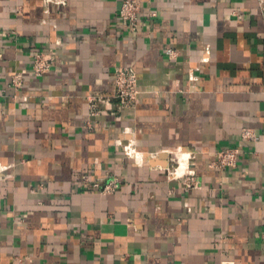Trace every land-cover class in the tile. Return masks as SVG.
<instances>
[{
  "label": "crops",
  "instance_id": "crops-1",
  "mask_svg": "<svg viewBox=\"0 0 264 264\" xmlns=\"http://www.w3.org/2000/svg\"><path fill=\"white\" fill-rule=\"evenodd\" d=\"M122 1L0 0V264H264L259 0H139L136 31ZM39 51L50 71L7 87ZM90 97L111 104L90 115Z\"/></svg>",
  "mask_w": 264,
  "mask_h": 264
},
{
  "label": "built area",
  "instance_id": "built-area-1",
  "mask_svg": "<svg viewBox=\"0 0 264 264\" xmlns=\"http://www.w3.org/2000/svg\"><path fill=\"white\" fill-rule=\"evenodd\" d=\"M259 7L263 11L264 17V0H259ZM141 11V2L139 0H123L120 8L117 12L118 20L120 21L124 30L136 31L141 26V21L139 19V13ZM165 54L171 58L176 59L178 52L176 49L167 47L165 49ZM53 53L52 52H37L33 55L32 63L30 68H21L16 70L9 79L7 87L12 89H20L25 79L28 75L34 77H42L50 71L53 63ZM113 83L115 87L113 99H115L120 107L132 108L136 105L138 99V83L137 75L131 67L120 66L114 70ZM5 91V88L2 89ZM16 97V95L14 96ZM103 103L105 105H110V99L108 98H95L90 97L88 99V107L90 115L98 114V104ZM241 137L247 140H256V135L250 129H243ZM240 149L237 146H227L219 149L215 153V160L212 166L222 170L229 168H234L237 166ZM193 173L188 172L185 175L187 186H193L195 179ZM117 185V181L113 180L105 185L103 191L105 193L112 192Z\"/></svg>",
  "mask_w": 264,
  "mask_h": 264
},
{
  "label": "bare ground",
  "instance_id": "bare-ground-1",
  "mask_svg": "<svg viewBox=\"0 0 264 264\" xmlns=\"http://www.w3.org/2000/svg\"><path fill=\"white\" fill-rule=\"evenodd\" d=\"M180 169V168H179Z\"/></svg>",
  "mask_w": 264,
  "mask_h": 264
}]
</instances>
